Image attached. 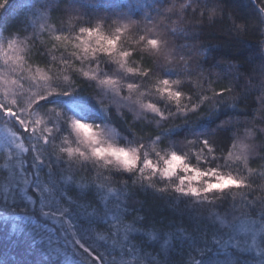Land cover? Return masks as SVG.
Wrapping results in <instances>:
<instances>
[{
	"label": "snow or ice",
	"instance_id": "1",
	"mask_svg": "<svg viewBox=\"0 0 264 264\" xmlns=\"http://www.w3.org/2000/svg\"><path fill=\"white\" fill-rule=\"evenodd\" d=\"M0 228V264H264V0H0Z\"/></svg>",
	"mask_w": 264,
	"mask_h": 264
},
{
	"label": "trees",
	"instance_id": "2",
	"mask_svg": "<svg viewBox=\"0 0 264 264\" xmlns=\"http://www.w3.org/2000/svg\"><path fill=\"white\" fill-rule=\"evenodd\" d=\"M16 0H13V3H15ZM86 2V0H85ZM9 13L8 11H6L4 13V16H7ZM253 40H255V38L253 37ZM211 42L213 44H216L217 41L215 39H212ZM125 113H127V120L130 122V123H133L134 126L137 127V129L139 128V125L136 124V120H137V116L135 113H131V112H128L127 109H124L123 110ZM95 116V113H89L88 119L91 120V118ZM91 122L93 123H100V120L99 119H94V120H91ZM143 123V122H141ZM122 127H124L123 125H121ZM148 129H145V132H147ZM176 131H180L179 129L176 130ZM143 134V133H141ZM124 136L127 137V131L124 132ZM128 139H130V137H127ZM123 142H127V139H125ZM179 147V146H178ZM168 213V210L166 209L164 203L162 202V199L159 198V197H155V198H149L148 199V202H147V206L145 207V214L147 216V218L149 220H157L159 221L160 217L163 215V216H166ZM166 222V221H165ZM189 228H192V229H196L197 226L196 225H193V224H189L188 225ZM0 230H2V228H0ZM179 251V250H178Z\"/></svg>",
	"mask_w": 264,
	"mask_h": 264
}]
</instances>
